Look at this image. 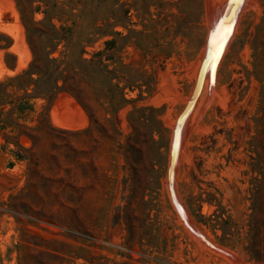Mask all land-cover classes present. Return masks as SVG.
<instances>
[{
  "label": "rangeland",
  "instance_id": "rangeland-1",
  "mask_svg": "<svg viewBox=\"0 0 264 264\" xmlns=\"http://www.w3.org/2000/svg\"><path fill=\"white\" fill-rule=\"evenodd\" d=\"M218 1L120 0L84 47L104 65L86 72L87 111L65 91L0 106V264H264V0L247 1L178 159L176 190L202 235L166 188L172 124ZM31 59L16 0H0V81Z\"/></svg>",
  "mask_w": 264,
  "mask_h": 264
},
{
  "label": "trees",
  "instance_id": "trees-1",
  "mask_svg": "<svg viewBox=\"0 0 264 264\" xmlns=\"http://www.w3.org/2000/svg\"><path fill=\"white\" fill-rule=\"evenodd\" d=\"M74 1L81 5L79 14L73 12ZM119 1L67 0L65 3L58 0H16L32 51V59L27 68L8 77L7 82L0 81V106L17 102L22 98L43 97L53 100L60 91H65L87 111L86 72L90 68L98 70L104 65L99 59L83 57L84 47L93 44L105 34L103 30L106 26L105 21L115 18ZM36 2L45 7L42 10L45 15L40 20H35L33 17L39 10V4L34 5ZM64 4L69 5L70 9H64ZM122 6L123 4L120 5ZM84 15H88L91 21L79 25L77 30L74 18ZM54 17L59 20L73 19L72 26L57 25L53 21ZM117 24L119 23L115 20L112 26ZM112 33L117 32L112 31ZM63 41L67 43V49L61 51L59 56H54V51ZM11 83L17 90L24 91L22 97L13 98V94L9 92ZM109 83L119 87V81L112 83V77ZM125 87L124 85L121 89ZM122 98L125 99L124 92ZM18 107L22 108L23 104L19 103Z\"/></svg>",
  "mask_w": 264,
  "mask_h": 264
},
{
  "label": "bare ground",
  "instance_id": "bare-ground-1",
  "mask_svg": "<svg viewBox=\"0 0 264 264\" xmlns=\"http://www.w3.org/2000/svg\"><path fill=\"white\" fill-rule=\"evenodd\" d=\"M247 1L248 0H219L218 3L209 10L206 22L204 42L201 47L200 54L197 59L196 67L193 73V86L189 96L184 102L183 107L177 114L172 124L170 154L168 158L169 169L166 178V188L169 187V190L167 188V191H170L169 199L171 198L172 200L171 204H173V209L177 211V215L179 217L180 222L187 225L196 233H198V231H196L190 223V221H193L188 215V212L186 211L183 203L181 202L176 190V173L179 162L178 159L182 154L181 152H183L182 146L184 144L183 142L186 132H188L187 130H189L188 128L189 126H191L190 124L194 123L193 120L196 118L198 112H200L199 110L203 103L207 102L211 98L212 93H214L215 85L218 81V71L220 65L224 60V57L226 55L230 43L232 42V39L235 36L240 16L246 6ZM208 88H210V91H208ZM202 109L204 110V108H201V110ZM81 113L82 112H80V114ZM82 115H80V117H82ZM59 117L61 119V116ZM62 121L66 120H64L63 118ZM64 123L61 122L60 125ZM78 124L81 125V122L79 123L78 121L77 124H74V126L70 127H77L75 125ZM197 230L199 229L197 228ZM198 234H201L200 231ZM229 254L231 255L232 253ZM237 263L239 264V262Z\"/></svg>",
  "mask_w": 264,
  "mask_h": 264
},
{
  "label": "water",
  "instance_id": "water-1",
  "mask_svg": "<svg viewBox=\"0 0 264 264\" xmlns=\"http://www.w3.org/2000/svg\"><path fill=\"white\" fill-rule=\"evenodd\" d=\"M168 169H169V166H168ZM167 173H168V170H167Z\"/></svg>",
  "mask_w": 264,
  "mask_h": 264
}]
</instances>
